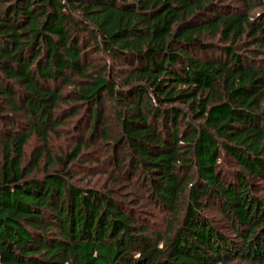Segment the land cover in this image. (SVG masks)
Masks as SVG:
<instances>
[{
	"label": "trees",
	"instance_id": "1",
	"mask_svg": "<svg viewBox=\"0 0 264 264\" xmlns=\"http://www.w3.org/2000/svg\"><path fill=\"white\" fill-rule=\"evenodd\" d=\"M237 1L0 0V264H264V0ZM89 137L163 228L74 180Z\"/></svg>",
	"mask_w": 264,
	"mask_h": 264
},
{
	"label": "rangeland",
	"instance_id": "2",
	"mask_svg": "<svg viewBox=\"0 0 264 264\" xmlns=\"http://www.w3.org/2000/svg\"><path fill=\"white\" fill-rule=\"evenodd\" d=\"M225 4H231L233 6H238L237 0H223ZM261 8L256 11H260ZM104 114L109 116V125L107 126L109 136L112 137L113 140L117 137V119L114 116V108L112 104L108 100L106 103V107L104 109ZM84 112L82 111L81 114ZM78 118L80 116H76L74 121H71L67 124V127L64 129H60L59 136H52L50 147L53 151L54 155L60 154L63 155L68 151H71L76 144L81 142L80 135L81 130L77 128ZM0 120L3 122L2 126L6 128H10V125L6 124V119L2 116ZM2 128V127H1ZM101 130V129H100ZM89 134L86 135L88 137ZM88 147L85 148V154L80 160L73 164L74 173L76 174V182H78L82 186H91L96 188H112L116 193V196L125 199L127 202V206L129 209L135 213L137 212L139 216H143L144 221L148 222L150 229H161L164 227V223L168 217V214L162 213L160 209H158L152 203V200H149L147 195L149 193L148 186L145 183V180L138 182L135 186H130L128 183L133 180H127L128 174H121L118 171L117 177L113 180L110 177V170H112L111 165L107 164L104 159L109 155L111 149L109 145L110 142L108 139L104 137H89ZM43 148V143L35 136L31 139L29 144L26 146L27 158L31 160L36 151L41 150ZM101 162L100 165L96 163ZM44 164H42L43 166ZM116 170V169H115ZM113 170V172L115 171ZM41 171L38 172L40 174ZM255 193L264 197V181L263 180H255ZM212 215H215L216 218L220 217V212L215 209H209ZM144 221H142L144 223ZM226 229V232L233 235L231 228L226 220H222L220 223ZM228 227V229L225 227ZM229 264H249L242 260H236L235 262Z\"/></svg>",
	"mask_w": 264,
	"mask_h": 264
}]
</instances>
